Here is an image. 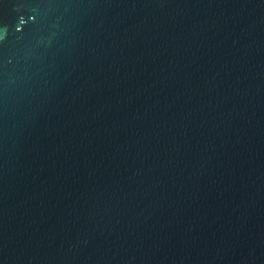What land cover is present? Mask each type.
Instances as JSON below:
<instances>
[{
    "label": "water",
    "instance_id": "obj_1",
    "mask_svg": "<svg viewBox=\"0 0 264 264\" xmlns=\"http://www.w3.org/2000/svg\"><path fill=\"white\" fill-rule=\"evenodd\" d=\"M0 264H264V0H0Z\"/></svg>",
    "mask_w": 264,
    "mask_h": 264
}]
</instances>
